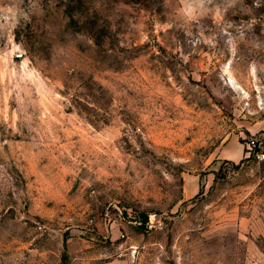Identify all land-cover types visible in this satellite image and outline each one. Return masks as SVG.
<instances>
[{
  "label": "rangeland",
  "instance_id": "1",
  "mask_svg": "<svg viewBox=\"0 0 264 264\" xmlns=\"http://www.w3.org/2000/svg\"><path fill=\"white\" fill-rule=\"evenodd\" d=\"M257 138L264 0H0V264H264Z\"/></svg>",
  "mask_w": 264,
  "mask_h": 264
},
{
  "label": "built area",
  "instance_id": "2",
  "mask_svg": "<svg viewBox=\"0 0 264 264\" xmlns=\"http://www.w3.org/2000/svg\"><path fill=\"white\" fill-rule=\"evenodd\" d=\"M264 141L262 139H251L248 141V148L255 151L259 162L264 163Z\"/></svg>",
  "mask_w": 264,
  "mask_h": 264
},
{
  "label": "crops",
  "instance_id": "3",
  "mask_svg": "<svg viewBox=\"0 0 264 264\" xmlns=\"http://www.w3.org/2000/svg\"><path fill=\"white\" fill-rule=\"evenodd\" d=\"M185 194H186V196H190V194H191V191L189 190V189H187V188H185Z\"/></svg>",
  "mask_w": 264,
  "mask_h": 264
}]
</instances>
